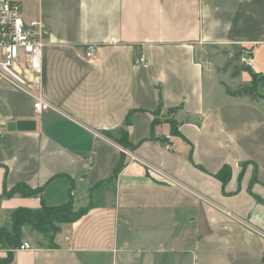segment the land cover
Returning <instances> with one entry per match:
<instances>
[{
  "label": "crops",
  "instance_id": "obj_1",
  "mask_svg": "<svg viewBox=\"0 0 264 264\" xmlns=\"http://www.w3.org/2000/svg\"><path fill=\"white\" fill-rule=\"evenodd\" d=\"M14 1L49 29L42 94L53 108L37 113L0 82V229L18 208L72 200L85 212L53 243L24 225L32 248L11 264H264V98L229 95L224 83L251 74L201 54L238 45L264 76V0ZM166 134L172 149L157 142ZM18 184L41 191L4 195Z\"/></svg>",
  "mask_w": 264,
  "mask_h": 264
},
{
  "label": "built area",
  "instance_id": "obj_2",
  "mask_svg": "<svg viewBox=\"0 0 264 264\" xmlns=\"http://www.w3.org/2000/svg\"><path fill=\"white\" fill-rule=\"evenodd\" d=\"M49 29L41 20L33 18L27 20L22 13V4L14 0H0V82L8 84L34 99L37 113L53 108V105L42 94L43 68L42 53L49 36ZM97 47L89 45L86 56L92 58ZM242 60L250 65L252 56H245ZM144 62V56L139 58ZM157 142L172 149L171 134L159 138ZM130 162L149 165L140 159L132 150L121 147ZM28 242H24L19 249H31Z\"/></svg>",
  "mask_w": 264,
  "mask_h": 264
},
{
  "label": "trees",
  "instance_id": "obj_3",
  "mask_svg": "<svg viewBox=\"0 0 264 264\" xmlns=\"http://www.w3.org/2000/svg\"><path fill=\"white\" fill-rule=\"evenodd\" d=\"M226 64L220 68L221 71H231L233 77L239 76L243 71H247L251 74V81L239 85L236 88H232L224 83L226 92L234 97H249L250 99L264 98V76L256 73L251 65L241 63L244 50L238 45L233 46V51ZM247 55H252L249 52ZM160 106H163V96L160 90L159 94ZM173 126V133L176 131V123L170 120ZM126 133L123 132L120 143L128 147V143L125 139ZM125 167V160L122 159L115 169L114 175H117ZM230 168H224L218 176L225 183L230 178ZM41 191V188H32L27 184H18L10 190H5V196H13L16 193L22 195H35ZM85 212V209L75 210L72 200L59 206L48 207L44 206L38 210H32L29 208H18L12 215V228L11 230L0 229V244L7 249V255L0 257V264H11L14 260V251L22 245V228L28 224L32 229L45 233L47 228L55 229V233L59 230L58 224L73 222L79 219ZM54 239V238H52Z\"/></svg>",
  "mask_w": 264,
  "mask_h": 264
},
{
  "label": "rangeland",
  "instance_id": "obj_4",
  "mask_svg": "<svg viewBox=\"0 0 264 264\" xmlns=\"http://www.w3.org/2000/svg\"><path fill=\"white\" fill-rule=\"evenodd\" d=\"M233 51V48L231 46H213V45H204V49L201 52L202 56L204 57L202 60L209 63V62H215L219 61V63L224 66L226 62L229 60V53ZM241 63H245L243 60ZM246 64V63H245ZM232 79L230 78V81ZM264 91V88H262ZM59 226V224L57 225ZM55 229L47 228L44 235L47 238L49 243H53L55 238Z\"/></svg>",
  "mask_w": 264,
  "mask_h": 264
}]
</instances>
